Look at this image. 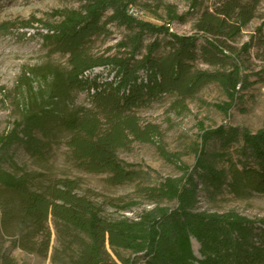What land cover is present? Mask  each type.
I'll use <instances>...</instances> for the list:
<instances>
[{"label":"trees","instance_id":"obj_1","mask_svg":"<svg viewBox=\"0 0 264 264\" xmlns=\"http://www.w3.org/2000/svg\"><path fill=\"white\" fill-rule=\"evenodd\" d=\"M75 1L80 9L54 11L60 21L46 25L48 33L41 34L49 57H66L67 64L35 67L23 74L21 120L0 136V234L25 253L47 258L52 251V264H264V218L197 209L200 187L212 199L227 190L237 197L264 196V122L255 134L246 128L200 126L195 164L178 165L181 177L142 187L157 206L137 220L104 218L90 199L78 194L76 180H54L36 191L26 174L17 177L3 168L2 163L13 158L8 155L13 145L43 155L61 131L69 135L65 145L79 170L107 174L111 186L135 182L142 173L119 160L117 152L131 137L154 143L159 134L157 126H141L136 110L171 95L172 106L182 111L200 90L218 84L228 102L215 107L228 115L242 92L255 84L236 62L228 63L217 41L204 37L201 43L199 34L235 40L263 0H219L199 15L197 33L191 36L170 31L169 24L183 18L171 8L166 25L157 26L128 12L139 0ZM191 1L192 13L198 11L201 3ZM109 25L127 34L114 48L95 53L96 40L108 36ZM21 26L30 27L31 22ZM12 28L16 25L4 23L0 33ZM149 36L164 40L147 44ZM199 60L217 69H199ZM97 68L113 74L112 79L90 78ZM80 92L88 94L89 106L75 107L73 96ZM214 142L225 151L237 147L238 159L231 158L228 168L219 167L225 153L209 151ZM193 241L200 246L199 257ZM0 264H19L1 242Z\"/></svg>","mask_w":264,"mask_h":264},{"label":"rangeland","instance_id":"obj_2","mask_svg":"<svg viewBox=\"0 0 264 264\" xmlns=\"http://www.w3.org/2000/svg\"><path fill=\"white\" fill-rule=\"evenodd\" d=\"M200 2L198 11L190 10L191 0H139L138 7L130 8L129 13L136 19L155 24L166 25L168 9L176 11L181 21L169 24L170 31L179 36L196 35L195 23L204 11L211 9L219 0H197ZM78 10L80 3L75 0H0V25L12 23L16 28L9 32L0 33V136L13 127V123L20 121L25 107L23 90L20 88L21 77L29 74L30 69L44 65L65 67L66 57L50 56L42 45L41 34L48 33L46 25L60 21L53 14L54 11ZM31 22L30 27L21 24ZM108 36L96 40L95 53L103 54L108 48L115 47L127 34L125 29L109 25ZM200 42L204 37L221 47L222 54L228 58V63L236 62L245 75H250L249 82L253 86L240 95L239 101L228 111V115L220 112L215 105L227 103L224 91L218 84L206 86L198 95L185 103L184 110L175 109L172 104L173 96H163L135 111L142 127L157 126L158 136L154 143H145L133 137L126 143V147L117 152V157L126 165L140 171L142 176L135 182L125 185L111 186L107 174H90L79 170L69 159V148L66 147L68 133L57 132L50 148L44 150L43 155L33 156L30 152L17 145H13L8 155L12 160L2 163L9 173L21 177L26 174L33 190H42L49 183L59 179L78 181V194L86 196L100 210V214L109 220L138 217L145 210L153 209L157 205L142 191V187H157L166 178L181 177L178 165L192 167L195 164V150L199 144L202 128L214 130L219 126L246 128L255 134L264 122V0L258 6L254 19L244 28L235 40H225L199 34ZM158 39L163 42L164 36H149L147 44ZM249 45L244 50L245 45ZM114 51V50H113ZM112 51V52H113ZM111 52V53H112ZM196 67L202 70H215L199 60ZM100 75L101 80L112 79L113 74L102 68L94 69L90 78ZM36 87V84H34ZM75 107L89 106V96L80 92L73 96ZM200 126L202 128H200ZM237 147L222 150L214 142L209 151L225 155L219 160L220 168H228L230 159H238ZM17 168H15V166ZM198 195V211L208 213H230L231 211L251 220L264 218V196L237 197L228 190L216 199L209 197L202 187ZM129 205H131L129 207ZM161 206L172 208L174 204L162 203ZM128 209H123V208ZM54 234L53 225L50 224ZM56 236L52 245H55ZM12 238L0 234V242L5 250L13 256L19 264H52L50 252L47 258L35 254L25 253L12 246ZM194 252L197 257L200 246L193 241ZM139 264H146L140 261Z\"/></svg>","mask_w":264,"mask_h":264}]
</instances>
